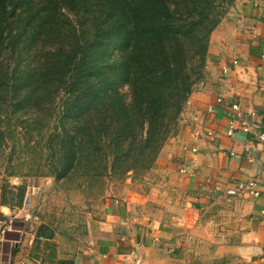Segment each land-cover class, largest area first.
<instances>
[{"label":"trees","instance_id":"obj_1","mask_svg":"<svg viewBox=\"0 0 264 264\" xmlns=\"http://www.w3.org/2000/svg\"><path fill=\"white\" fill-rule=\"evenodd\" d=\"M233 2L0 0V205H24L27 185L11 177L91 189L150 169ZM51 239L40 224L33 246Z\"/></svg>","mask_w":264,"mask_h":264},{"label":"crops","instance_id":"obj_2","mask_svg":"<svg viewBox=\"0 0 264 264\" xmlns=\"http://www.w3.org/2000/svg\"><path fill=\"white\" fill-rule=\"evenodd\" d=\"M232 12L210 35L206 84L192 95L196 108H188L181 134L157 158L162 178L149 195L126 186L120 199L105 204L83 246L64 255L52 239L33 246L35 233L21 247L0 239L9 264H219L223 256L229 264H264V146L258 141L264 132V0H237ZM242 119L250 132L242 131ZM249 181L258 196L232 199L237 212L223 214L230 219L226 242L219 238L208 260L198 252L191 258L194 239L202 240L196 250L204 243L203 207ZM151 203L160 208L150 211ZM26 207L15 212L0 205V216L29 218ZM9 224L3 233L12 231ZM17 231L21 238L24 230Z\"/></svg>","mask_w":264,"mask_h":264},{"label":"rangeland","instance_id":"obj_3","mask_svg":"<svg viewBox=\"0 0 264 264\" xmlns=\"http://www.w3.org/2000/svg\"><path fill=\"white\" fill-rule=\"evenodd\" d=\"M236 1L237 0H234L232 5L226 11L221 20L222 23L233 17L232 11L235 7ZM221 22L219 24H221ZM208 66L209 62L207 57L204 79L195 92H197L199 88L205 86L208 76ZM195 92H193L192 95L195 94ZM192 95L188 98L185 104L174 132L161 148L157 158L161 155V151L167 147L168 144L175 141L181 134V125L183 124V118L185 117L187 110H189L188 108H191L192 106L196 108V103L191 99ZM6 159L7 158L2 160V165L0 167V187L3 183L4 175L2 174L7 164ZM155 162L150 169L138 172L137 174L128 173L121 179L104 178L103 183L100 186L95 185L91 189H88L89 187L86 183L81 184L80 187H77L75 184H71L68 187H58L53 183V178L48 176L32 177L30 175H21L7 178L6 180L10 185H27L25 195L26 200L23 206H27L26 210L28 211L29 218L24 219L20 216L15 217V214L4 220V218L0 216V239L4 238V240H8V244L10 245H14L13 242L18 241V246L21 247L27 243V239L29 238L28 235L35 233L37 227L40 224H43L53 233L51 244L55 246L54 248H56L58 256L59 254L64 255L65 253H68L70 247L75 251L83 246L85 239L89 236L91 224L103 218L105 204L113 203L115 200L120 199L126 186L135 189L134 191L136 193L144 194L146 196L149 195L151 184H157V181H160L162 178V176H160L154 169ZM11 163L15 168L19 169L22 174L26 173L28 167L32 164L30 160H27L26 157L22 155L17 159V154H14ZM225 195V199L218 201L209 198L211 200L210 203L203 207L202 212L204 213V216L201 225H203V228L206 230L204 233V243H200V246L198 247L199 250H196V242H201L202 240L201 238L194 239L195 243H192L193 246H191V258L198 257V255H196L198 252L199 255L201 254L202 260H208L215 253L211 252V248L220 242L219 238L222 237V240L226 242L230 219L228 215L223 214L233 211L237 212V208H234L236 202L232 199L236 198L239 194ZM240 205L242 206V204ZM155 208H160V206L156 203H151L148 209L152 211L155 210ZM12 211L17 212V210ZM9 221H11V227L13 229L12 231H5V233H3V231L6 230L7 225H10ZM19 229L24 230L21 238H19V234L16 233ZM7 249L9 248L4 246L3 251L6 252ZM4 254L2 253V259L6 260ZM222 258L225 260L222 262L220 261L221 259H219V264L230 263L229 261L231 258L227 256H223ZM236 264L240 263L236 262Z\"/></svg>","mask_w":264,"mask_h":264},{"label":"built area","instance_id":"obj_4","mask_svg":"<svg viewBox=\"0 0 264 264\" xmlns=\"http://www.w3.org/2000/svg\"><path fill=\"white\" fill-rule=\"evenodd\" d=\"M233 110L237 111L238 108L237 106H233L232 107ZM238 116H240V114H238ZM242 123V131L244 133H248L251 131V126H249L244 119L241 120ZM232 128H230L229 134L231 133ZM258 141L260 144H262L264 146V132L258 134ZM192 151L194 152L195 149H192ZM244 192H249L251 195L253 196H258V192L256 190V185L253 181H249V182H240L236 185V187L234 189H231L229 191H227L228 195H234V194H239V193H244ZM0 264H9V261H6L4 259H2V254L0 253Z\"/></svg>","mask_w":264,"mask_h":264}]
</instances>
